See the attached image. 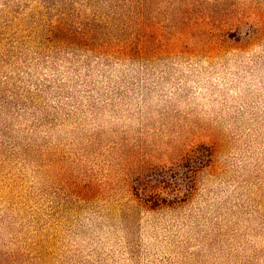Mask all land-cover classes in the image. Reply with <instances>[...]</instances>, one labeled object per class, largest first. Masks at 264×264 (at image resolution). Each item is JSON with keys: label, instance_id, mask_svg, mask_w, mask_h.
<instances>
[{"label": "rangeland", "instance_id": "obj_1", "mask_svg": "<svg viewBox=\"0 0 264 264\" xmlns=\"http://www.w3.org/2000/svg\"><path fill=\"white\" fill-rule=\"evenodd\" d=\"M0 264H264V0H0Z\"/></svg>", "mask_w": 264, "mask_h": 264}]
</instances>
